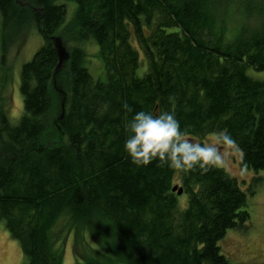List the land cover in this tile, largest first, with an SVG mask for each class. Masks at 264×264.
I'll list each match as a JSON object with an SVG mask.
<instances>
[{"label": "trees", "instance_id": "16d2710c", "mask_svg": "<svg viewBox=\"0 0 264 264\" xmlns=\"http://www.w3.org/2000/svg\"><path fill=\"white\" fill-rule=\"evenodd\" d=\"M54 1L0 0L4 30L32 26L42 40L20 70L22 115L13 125L0 114V223L21 264H62L50 233L63 218L78 248L86 234L100 247L87 246L74 264H231L218 242L250 217L237 181L219 167L137 166L123 144L135 112L169 111L199 143L226 130L241 167L264 181V78L246 74H264V18L224 42L212 11L233 0H72L73 36L97 47L93 79L79 46L57 68L53 38L65 8Z\"/></svg>", "mask_w": 264, "mask_h": 264}, {"label": "rangeland", "instance_id": "374dc122", "mask_svg": "<svg viewBox=\"0 0 264 264\" xmlns=\"http://www.w3.org/2000/svg\"><path fill=\"white\" fill-rule=\"evenodd\" d=\"M55 4L63 5L65 17L62 27L56 36L65 48L70 52L73 47L79 46L87 54L86 67L93 77L98 78L101 64L94 57L97 47L91 41H77L74 35V15L76 5L72 0H55ZM245 5L253 7L245 15ZM214 17H219L216 21V30L224 42L233 41L242 30L247 37L253 29L259 27L264 18V0H233L224 8H217L212 11ZM0 15V114H3L9 123L15 125L22 115L23 102L19 90V75L21 67L30 61L34 53L42 45L41 37L32 26H27L19 30L14 35L9 30H4ZM2 42L5 43V50H2ZM130 43L134 48L136 44L133 39ZM69 54V53H68ZM69 59V55H68ZM68 59L63 63L66 65ZM62 65V66H63ZM61 66V67H62ZM139 68L136 72L141 76L146 71V65L139 56ZM246 74L253 80L264 78L263 73H255L248 69ZM49 130L43 135L42 141L47 143L51 136ZM187 138H189L187 136ZM199 143V139H194ZM202 144L215 142V134L207 135ZM222 148V146H221ZM223 150V148H222ZM240 153L238 150L229 151L226 156V163L222 168L230 177L237 181L238 187L247 194V211L249 212V223L244 229H230L218 242L220 253L231 264H264V181L255 182L263 177L261 172H253L244 169L240 165ZM173 184H179L177 178ZM253 192L252 195H249ZM179 208L185 207V199L178 200ZM66 219L60 220L59 224L52 228L50 240L56 247L62 246V264H74L75 256L83 258V251L88 246L93 248L100 247L91 242L90 236L85 235V242L79 247L80 241L76 231L66 226ZM74 234V236H73ZM85 234V233H84ZM83 234V236H84ZM81 248V249H80ZM22 253L18 243L11 239L5 231L3 224L0 223V264H21Z\"/></svg>", "mask_w": 264, "mask_h": 264}, {"label": "clouds", "instance_id": "9594fccd", "mask_svg": "<svg viewBox=\"0 0 264 264\" xmlns=\"http://www.w3.org/2000/svg\"><path fill=\"white\" fill-rule=\"evenodd\" d=\"M124 108L128 105L125 103ZM127 136L123 148L133 164L147 165L154 159L177 171L199 167H219L226 163L229 151H236L233 137L221 130L215 134V142L201 144L187 138L175 114L169 111L158 115L150 111L135 112L127 123ZM223 150H222V148Z\"/></svg>", "mask_w": 264, "mask_h": 264}, {"label": "water", "instance_id": "95a60500", "mask_svg": "<svg viewBox=\"0 0 264 264\" xmlns=\"http://www.w3.org/2000/svg\"><path fill=\"white\" fill-rule=\"evenodd\" d=\"M54 42V49L58 58L57 68H60L63 63L68 59V53L66 52L65 48L63 47L61 41L57 38H53ZM171 193H175L177 197H180L183 193V189L175 185L171 189Z\"/></svg>", "mask_w": 264, "mask_h": 264}]
</instances>
